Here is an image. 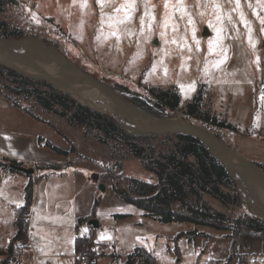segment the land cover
I'll return each instance as SVG.
<instances>
[{"label":"rangeland","instance_id":"obj_1","mask_svg":"<svg viewBox=\"0 0 264 264\" xmlns=\"http://www.w3.org/2000/svg\"><path fill=\"white\" fill-rule=\"evenodd\" d=\"M262 21L264 0H0V35L14 29L21 35L46 39L114 90L148 95V88L175 87L180 104L170 114L203 126H206L203 121L185 114V103L199 87L200 109L213 116L220 98L240 102L248 96V101H255L261 94L264 88ZM203 28L207 29L206 35L202 34ZM26 84L31 89L29 94H14L8 87L19 89L22 81L0 74L2 93L29 108L42 107L37 101V91L50 93L51 88L45 82ZM53 109L60 107L54 104L48 110L58 114ZM211 130L225 142L238 132L237 129L236 132ZM129 137H135L137 144L152 157L174 151L178 142L174 135L130 133ZM54 140L59 146L66 145L59 133L54 132ZM106 142L120 165L130 156L126 143L110 138ZM92 154L96 156L98 152ZM123 170L126 174L122 170L118 173L142 177V168L135 158L126 161ZM90 176L95 181L97 174L92 172ZM118 182L123 186L122 179ZM102 185L103 189H98L102 202L93 212L99 219L96 227L73 218L45 221L44 227L29 222L28 229L43 243L47 253L62 254L59 260L65 264H77L73 253L83 246L93 253L96 250L98 257L111 256L114 264H124L120 254L126 262L128 255L141 247L151 252L154 264H208L229 255L230 239L221 233L229 235L230 231L187 222L160 223L119 198L109 181ZM218 189L224 194L222 199L203 191L197 204L205 202L229 219L248 212L236 188L219 186ZM238 195L240 203L236 201ZM186 200L195 202V197L188 194ZM174 207L180 208L178 204ZM114 213L126 216L114 220ZM194 228L205 231L207 236L190 240L185 236L175 237L180 231ZM88 235L103 245L94 248L92 240L88 244ZM247 260L250 264H262L264 256ZM133 264L145 263L135 256Z\"/></svg>","mask_w":264,"mask_h":264},{"label":"trees","instance_id":"obj_2","mask_svg":"<svg viewBox=\"0 0 264 264\" xmlns=\"http://www.w3.org/2000/svg\"><path fill=\"white\" fill-rule=\"evenodd\" d=\"M11 1V0H6ZM20 31L14 29L1 34V37L19 36ZM5 73L10 77L20 79L22 86L8 87L10 92L14 94H29L30 88L26 83L34 84V81L22 77L17 73L0 66V74ZM31 86V85H30ZM50 93L45 91H37V101L45 110H52V106L58 105L60 109H53L59 115L65 117L71 124H79L87 131L96 134L97 139L102 143H107L106 139L110 138L124 142L128 146L129 154L139 159L143 168L152 173L156 179L155 183L140 180L132 176L123 174L119 160L113 156L110 166L100 164L102 172L96 176V181L102 185L106 181L111 183L112 191L124 202L129 203L142 210L144 215L159 221L160 223L171 222H187L193 226H204L214 228L216 230L230 231L229 235H225L230 239V253L224 259L213 260L208 264H250L242 253L241 238L243 235L264 237V220L253 216L249 211L238 216L235 219H229L223 213L213 210L205 202L197 204L201 199V192L205 191L222 199L219 186L235 189V183L231 179L224 165L214 157L208 150L207 146L198 139L184 135L175 134L178 142L175 150L167 154H159L158 157H152L145 153L144 149L137 144L135 137H129L130 133L121 129L112 119L107 116L95 112L86 106H83L66 94H63L50 85ZM32 89L37 90L33 87ZM129 102L138 106L144 111L158 116L171 115L180 104V95L175 87L167 89L148 88V95L133 93L126 90H117ZM0 93L13 105L20 107V103L16 99ZM202 102V90L199 87L193 94L190 101L185 103V114L193 119L201 120L209 129L229 130L236 132L235 127L230 123L218 120L215 116L200 109ZM22 108V107H21ZM24 110H27L23 107ZM101 134V135H99ZM37 141L40 145L52 149L54 152L62 155H68L75 152V147L70 144L68 150H63L54 145L47 139L38 137ZM8 161L4 160L3 168L7 170ZM262 169L264 165L254 162ZM17 164V163H16ZM56 165L38 166V170L55 169ZM123 176V177H121ZM41 175H35L30 178L24 188V202L22 206L13 209L14 226L16 228L15 235L10 239L5 249H0V255L4 256L2 263L6 264L20 255L21 249L19 242L25 236L27 231V221L25 215L28 212L32 201L33 181ZM124 181L123 186L119 184L118 179ZM100 189V187L98 188ZM188 194L195 197V202L186 200ZM220 194V196L218 195ZM101 200V194L98 191L95 195L92 212L89 216L78 219L79 222L94 217L93 211ZM236 201L240 203L239 195ZM178 204L179 209L174 205ZM120 217L125 215L120 214ZM177 236H185L188 240L195 239L199 236H207L205 231L196 228L188 231L176 233ZM88 244L91 243L89 236ZM176 238H173L175 240ZM76 239L75 243L77 242ZM237 248L235 251L234 248ZM97 255L90 252V257ZM98 256V255H97ZM135 256L141 257L145 264H154V257L150 251L145 248H139L134 254L128 255L126 264H133ZM235 260V263L232 261ZM264 264V261L263 263Z\"/></svg>","mask_w":264,"mask_h":264},{"label":"crops","instance_id":"obj_3","mask_svg":"<svg viewBox=\"0 0 264 264\" xmlns=\"http://www.w3.org/2000/svg\"><path fill=\"white\" fill-rule=\"evenodd\" d=\"M216 110L215 116L219 120H226L238 131L230 135V140L226 142L248 160L264 165V88L255 101H248V96L240 102L220 98L216 102ZM54 132L64 137L65 146L56 144ZM38 137L47 139L63 150H68L70 144H73L76 151L68 155L58 154L40 145ZM90 149L93 150L92 153L98 154L95 156ZM131 158H135L142 168V179L132 177L155 183L154 175L145 170L139 159L132 155L124 158L121 170L124 172L123 166ZM4 160L8 161L7 170L3 168ZM112 160L110 148L106 143L100 142L94 132L87 131L79 124H71L65 117L42 107L29 108L22 103L20 107L13 105L0 93V249H5L15 235L13 209L23 205L25 186L30 178L41 175L33 181L32 201L25 215L27 231L18 244L21 253L6 264H65L59 260L62 254L54 255L44 250L43 243L35 239L28 229L29 222L44 227L45 221L73 218L79 222L78 219L89 216L100 187L95 182V176V181L91 179L90 173H100L99 165L111 163ZM11 163L32 168L33 173L28 175L16 171L10 167ZM46 165L58 167L48 170L37 168ZM118 215L120 213H114V220L122 218ZM93 218L99 220L96 215ZM88 221L89 219L82 222ZM99 245L103 244L93 241L94 248ZM240 245L247 259L257 258V255L264 256V238L244 236ZM95 253L97 254L96 250ZM110 257L94 255L87 264H114ZM120 259L126 264L121 254ZM2 260L0 255V264H3Z\"/></svg>","mask_w":264,"mask_h":264},{"label":"water","instance_id":"obj_4","mask_svg":"<svg viewBox=\"0 0 264 264\" xmlns=\"http://www.w3.org/2000/svg\"><path fill=\"white\" fill-rule=\"evenodd\" d=\"M202 34H207L206 28ZM0 66L27 79L47 83L134 135L184 134L198 139L224 165L248 211L264 220V169L206 126L174 115L158 116L142 110L84 71L54 44L35 35L0 37ZM10 167L28 175L33 173L32 168L21 165L11 163ZM88 224L96 227L97 220L91 218Z\"/></svg>","mask_w":264,"mask_h":264},{"label":"built area","instance_id":"obj_5","mask_svg":"<svg viewBox=\"0 0 264 264\" xmlns=\"http://www.w3.org/2000/svg\"><path fill=\"white\" fill-rule=\"evenodd\" d=\"M90 252L91 249L87 246H83L74 253V260L77 264H87L90 259Z\"/></svg>","mask_w":264,"mask_h":264},{"label":"snow or ice","instance_id":"obj_6","mask_svg":"<svg viewBox=\"0 0 264 264\" xmlns=\"http://www.w3.org/2000/svg\"><path fill=\"white\" fill-rule=\"evenodd\" d=\"M98 2H99V0H98ZM262 23H264V21H262Z\"/></svg>","mask_w":264,"mask_h":264}]
</instances>
